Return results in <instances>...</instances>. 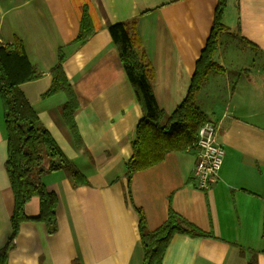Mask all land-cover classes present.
Wrapping results in <instances>:
<instances>
[{
    "label": "crops",
    "instance_id": "1",
    "mask_svg": "<svg viewBox=\"0 0 264 264\" xmlns=\"http://www.w3.org/2000/svg\"><path fill=\"white\" fill-rule=\"evenodd\" d=\"M217 1L0 0V44L21 39L28 60L41 73L20 88L88 181L75 186L62 169L43 174L47 189L58 198V230L48 234L42 222L24 221L7 264H143L133 204L143 209L149 230L165 220L171 206L214 235L175 233L162 264H247L252 256L256 264H264V0H226L225 28L214 56L225 73H211L196 97L200 108L220 124L225 153L217 175L201 189L191 177L193 150L169 151L160 162L132 175L131 200L127 198L125 161L142 111L108 26L136 20L154 70V96L169 114L186 93ZM85 4L95 30L75 42ZM59 48L78 101L74 118L82 147L75 146L62 118L64 93L44 96ZM6 156L0 100V247L10 233L13 208ZM38 207L33 197L26 214L35 215Z\"/></svg>",
    "mask_w": 264,
    "mask_h": 264
},
{
    "label": "trees",
    "instance_id": "2",
    "mask_svg": "<svg viewBox=\"0 0 264 264\" xmlns=\"http://www.w3.org/2000/svg\"><path fill=\"white\" fill-rule=\"evenodd\" d=\"M225 6L226 0L217 1L208 36L194 63L186 93L169 114L159 107L154 96V70L146 56L136 20L115 22L108 26L117 55L142 111L135 137L131 141L132 153L125 161L128 200H131L129 185L135 172L160 162L169 151H189L196 144L198 129L208 119L207 114L197 105L196 96L211 73L225 72L223 66L214 59L218 37L225 28L222 22ZM94 30L93 18L85 4L80 13L75 42L85 40ZM245 42L255 46L248 39ZM63 59L64 54L59 48L57 61L50 69L51 84L44 96L64 93L66 100L62 106V118L71 132L75 146L82 147V138L74 118L78 101L64 72ZM40 75L28 60L21 39L14 37L11 42L0 44V100L7 139L4 166L13 196L10 233L0 247V264H7L8 254L15 245V238L24 221L42 222L48 234L58 230V198L54 191L47 189L42 180L43 174L62 169L70 175L73 185L88 183L74 162L60 149L20 88L22 82L36 79ZM33 197L39 200L38 212L29 216L25 208ZM133 207L137 213V228L144 248L143 264H162L164 251L175 233L214 236L194 226L171 206L168 207L165 220L149 230L143 209L135 204ZM73 264L80 263L74 260ZM247 264H256L254 256Z\"/></svg>",
    "mask_w": 264,
    "mask_h": 264
},
{
    "label": "built area",
    "instance_id": "3",
    "mask_svg": "<svg viewBox=\"0 0 264 264\" xmlns=\"http://www.w3.org/2000/svg\"><path fill=\"white\" fill-rule=\"evenodd\" d=\"M196 145L197 164L193 175L200 188H207L221 165L223 155L216 126L208 121L203 123L199 127Z\"/></svg>",
    "mask_w": 264,
    "mask_h": 264
},
{
    "label": "rangeland",
    "instance_id": "4",
    "mask_svg": "<svg viewBox=\"0 0 264 264\" xmlns=\"http://www.w3.org/2000/svg\"><path fill=\"white\" fill-rule=\"evenodd\" d=\"M223 22V21H222ZM225 25V24H224ZM224 30V29H223ZM218 44H219V37H218ZM254 45V44H253ZM252 46V45H251ZM252 47H255V46H252ZM218 49V48H217ZM145 50V49H144ZM217 51V50H216ZM146 53V52H145ZM216 53V52H215ZM147 56V55H146ZM148 58V57H147ZM150 62V61H149ZM123 67V66H122ZM224 68V67H223ZM124 69V68H123ZM225 73V72H224ZM216 74H218V73H216ZM209 78V77H208ZM207 82V81H206ZM205 82V83H206ZM204 83V84H205ZM203 84V85H204ZM202 88V87H201ZM201 90V89H200ZM197 97V96H196ZM183 99V98H182ZM181 99V100H182ZM196 103H197V101H196ZM198 105V104H197ZM199 106V105H198ZM176 107V106H175ZM200 107V106H199ZM202 110V109H201ZM168 114V113H167ZM207 114V113H206ZM208 116V115H207ZM209 122V123H212L213 125H215L216 126V128H217V140H218V142H219V144H220V146H221V148H222V150H223V155H222V161H223V157H224V148H223V146H222V143H221V141H220V138H219V134H220V124L218 123V122H216V121H213V120H211L209 117H208V119L206 120V121H204V123L205 122ZM198 131H199V129H198ZM197 139H198V137H197ZM197 142V141H196ZM61 149V148H60ZM62 150V149H61ZM190 150H193V152L195 153V163H194V167H193V170H192V179H194V181H195V183H196V180H195V178H194V175H193V171L195 170V167H196V164H197V145L195 144L194 146H193V148L192 149H190ZM222 161H221V164H222ZM220 167H221V165H220ZM220 167H219V169H220ZM219 169L217 170V173H218V171H219ZM217 173L214 175V177L217 175ZM196 185H197V183H196ZM198 186V185H197ZM199 187V186H198ZM200 188V187H199ZM201 189H205V188H201Z\"/></svg>",
    "mask_w": 264,
    "mask_h": 264
}]
</instances>
